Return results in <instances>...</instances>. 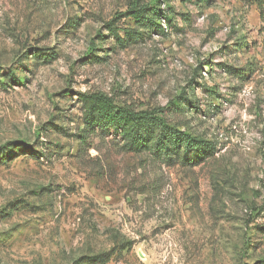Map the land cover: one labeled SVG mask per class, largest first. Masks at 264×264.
Listing matches in <instances>:
<instances>
[{
  "label": "rangeland",
  "instance_id": "1",
  "mask_svg": "<svg viewBox=\"0 0 264 264\" xmlns=\"http://www.w3.org/2000/svg\"><path fill=\"white\" fill-rule=\"evenodd\" d=\"M262 2L0 0V264H264ZM89 94L206 156L127 152Z\"/></svg>",
  "mask_w": 264,
  "mask_h": 264
},
{
  "label": "trees",
  "instance_id": "2",
  "mask_svg": "<svg viewBox=\"0 0 264 264\" xmlns=\"http://www.w3.org/2000/svg\"><path fill=\"white\" fill-rule=\"evenodd\" d=\"M253 2L259 7L263 5L262 0ZM152 12L151 10L149 13ZM154 12L158 19L169 23V19L164 18L160 3ZM146 20L148 23L151 18ZM81 98L85 107L87 106L86 117L90 120L87 124L88 131H112L121 138L127 152L140 153L153 148L161 157L170 158L173 154L177 158L185 156L193 164L206 156V141L170 125L163 116V109L135 112L125 105L116 104L103 94H89Z\"/></svg>",
  "mask_w": 264,
  "mask_h": 264
}]
</instances>
